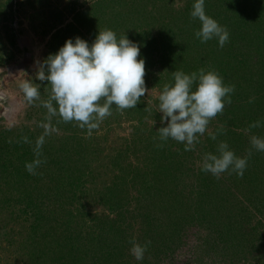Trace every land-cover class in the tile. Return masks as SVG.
Here are the masks:
<instances>
[{
	"label": "trees",
	"instance_id": "trees-1",
	"mask_svg": "<svg viewBox=\"0 0 264 264\" xmlns=\"http://www.w3.org/2000/svg\"><path fill=\"white\" fill-rule=\"evenodd\" d=\"M43 1L45 0H38V3L40 4L37 5L35 4L36 0H0V23L4 24L5 36L9 40V42L6 43L17 48L20 52L25 50V48H19L18 46V30L14 29L8 22V20H14L12 17H9L10 15L13 16L15 12L13 7L14 2L18 5L19 10L27 4L32 3V7L35 6V10L31 13L33 17H39L40 19L39 14L47 16L43 25L44 34L50 33V38L47 42V48L49 49L48 52H51L50 54L56 53L59 50L58 47L63 46L65 41L69 38L75 39L79 36L91 44L99 30H113L118 38L126 35L131 41L139 45L140 56L138 59H144L145 72H147L148 66L151 70L156 68L159 69L161 68V65L163 66L167 62L174 65V71L182 70L185 73H192L194 71L198 72L200 69H205L206 71L215 70L220 77H222L225 85L234 86L235 90L230 94L231 101H235L242 95L248 96L247 93H245L246 90L248 94L252 93V98L246 103L233 104V106L230 105L225 108V113L223 111L225 115L226 113L232 114L231 119L227 122V125L232 126V128L216 125L214 132L212 133H217L218 130L221 131L217 134L216 140H212L209 135L207 136L205 140L207 144L206 146H203L204 150L216 154L217 145L220 143L222 137H224L223 141H226L227 144L232 143L231 141L235 138L234 135L239 134L236 130L238 127L237 125L239 124L238 122H241L243 119L237 116L238 113L240 116L244 115L245 118L248 116L250 117H248L247 121H242L246 125L248 124V127L250 124L260 121L263 126L264 134V116L262 120L261 118L259 120L254 119L256 112H258L260 116L262 111L264 113V24L261 27L263 30L260 29L257 31L255 29L257 26L252 25L251 28V26L245 21V17L240 19L239 17L236 18L238 21L237 24L235 22L232 23L230 21L231 15H229L231 13L225 12L221 7L218 8V6L214 9L215 4L212 0H205L204 6L206 14L214 18L222 27L227 29L229 33L228 41L223 47H220L216 39L201 43V41L195 37L194 33L200 29L201 25L198 19H193L190 16L194 0H184L186 2V7L184 8L185 10L183 13L185 20L183 19L184 21L182 23L184 24L181 23L178 30L172 23H169L163 26L159 25L158 30L156 28V30H152V35L150 32H147L146 28L141 27V29L138 26L140 24L135 23L133 25L131 19L128 20V17L118 9H114L112 14L108 15V11L106 10L107 7L104 6L105 2L101 0L95 2L92 8L95 10L97 6V10L99 8L102 10L104 9L103 17L106 24L104 23V25L100 27L99 23H101L103 19L101 15L97 17L93 15V13H89L88 9H86L74 14L77 22L83 21V23H80L81 26L84 25L82 30L77 29L70 23L65 24L64 22L67 20L65 15L67 14L62 11L58 12V10L51 11V9H49V3H44ZM178 1L180 3L182 0H175V2ZM217 1H222L226 11H228L231 10L230 5L237 7L238 5L248 3L252 6L259 0ZM4 6L6 8H3ZM137 11L140 12L139 10ZM68 12L69 14L72 13L69 9ZM49 13L51 17H49ZM181 13L182 12L180 11L178 14ZM235 15L237 17V14ZM92 17L96 19L95 22L97 23V26L93 25V27L91 26L90 28L89 26L91 24L87 21L92 20ZM177 21H181V18L178 16L173 20V23H177ZM150 23H152V21L150 22L147 20L146 24L148 25ZM63 24L65 25L63 26ZM132 25L139 30H132ZM250 29L254 30L248 32L247 30ZM257 29H259V26ZM5 48L6 50L2 51L4 59L0 62V67L9 64L15 57V55H13L14 51L9 50L7 47ZM158 49L163 50L162 57L160 56V51H158ZM47 57H45V59ZM160 71L161 70L154 72V74L156 73L157 75V79H161L162 74L158 73ZM172 73L173 72L168 73V76L170 77L168 84L173 83ZM35 85L40 89V100L35 101L34 104H32V116L33 114L34 116H39L41 114L40 119L46 121L47 110L41 106V101H46L49 98L51 86L47 85V81L42 82L39 80L35 82ZM142 100L143 99H140L136 108L125 109V112H123L125 116L121 114L118 118L133 117L138 118L140 123H144L145 118L151 112L152 108H148ZM100 103L102 105L103 100H101ZM61 123L62 120L59 116L52 118L50 127L55 130L46 137L45 143L42 146L40 159L43 163L36 169V174L34 175L29 174L25 167L21 170H16V173L18 174L17 182H19V178L20 181H22L23 179H21V177L23 178L28 174L30 178L27 181L21 182V185L13 187L14 189H8L10 193L9 197L11 198L6 200L2 207V210H4L2 213L6 212L8 218H16V209H19L21 213L30 212L37 215L39 213L41 214V210H43L44 207L41 205L42 203L38 201V196L34 197V194L40 193L42 196L43 188L47 190L49 188V197L51 198L49 199V205L56 206V209H49V214L58 210L57 215L60 221L58 222V225L52 224L54 218L49 217V224H45L46 239L44 240L42 238L41 246L43 249H40V256H48L45 261L43 260L44 264H93L95 258L92 256H102L103 259L100 264H106L107 262L112 261L113 258L115 259L116 257L118 258L123 255V253H121L123 243L121 242L122 239L120 237L123 236L122 232H124L125 227H122L123 221L116 222V219L112 218L111 215L112 213H116L119 215L117 220H120L121 218L124 220L123 217H126L125 215L129 211H132L131 201L128 200V198L122 197L123 194L127 193V189L123 186V181L139 183L142 186V189L149 192L150 196H152L150 204L154 207L161 206L163 208L166 206V202L170 203L165 208L167 214L158 219L163 222L166 216H171V219L167 218L166 223L172 226L170 236L172 240L164 246V251L159 249L160 251H158V254L159 252L165 253L177 248L178 245L181 244L183 237L181 231L183 227L192 223H196V225H209L208 227L211 232L222 237H225L223 233L227 234V232L232 233L235 231L239 233L240 230L237 228L240 223V219H237L238 214H240L242 218L245 211L249 209L240 206L235 199L228 200L227 202L226 196L221 195L218 190L223 180L219 181L216 177H214L215 179H211L210 174L201 171L200 168H185L184 159H182L185 155L183 153L184 144L181 146H175L176 144H174V140L168 139L167 141H161L159 138L157 130L160 127L166 126V122L165 124H151L147 128V136L151 141L147 148L150 147L152 153L151 160H138L137 154L142 150V147H140L139 144L133 145L134 148L130 145L118 149H109V151H105L106 149L102 151L104 154H101L100 157L107 162L106 166L109 167L107 168L105 166L107 171L120 168L122 173L125 172L126 175L130 176V178H126V180L122 181V185L117 179L118 181L113 182L111 185L109 184L107 188L104 186V192L100 193L101 198L105 200L104 205L107 207L106 210L111 212L103 213L102 216L106 219H100L98 217L99 214L97 208L93 210L90 206H84V210H79L82 214H79L78 212L75 213L74 209H71L69 205H65V201L68 202L67 199L72 198V195L70 194L72 192H75L74 194L78 199L76 194L78 193L80 196L84 190L86 191V189H88L87 186H90L89 184L94 181L93 179L95 177H97L95 176L97 169L94 165L88 162L87 155L89 151L86 150V147L84 148L80 146L76 141L68 142L66 147L64 146V141L61 139L62 137H65V135L63 130H61L63 129ZM117 126L120 125L117 123ZM33 127L35 130V126ZM24 128L26 131L28 130V132H31L32 135H35V137L36 135H39L40 132H44V129L40 127L35 131L30 129L32 126H30V128ZM117 129L118 128L116 127L115 130ZM222 133L227 136L222 135ZM261 134L262 133H259V136H261ZM11 140L16 142L14 139ZM145 140H147V137ZM153 141H155L157 145ZM17 144L19 145V143ZM20 146L24 147L23 145ZM30 147L34 146L31 144ZM67 151H69V154L65 155ZM130 151L135 153L134 159H137L139 162L136 160H134L136 162L129 160L128 153ZM166 152H169V155H167ZM74 154H76V156ZM29 155L30 158L28 162H31L36 158L33 150L29 152ZM164 156H169V159ZM257 156H260V154ZM79 160H81V163ZM256 160L258 165L252 167L248 166L250 170L246 167L248 172L246 171L243 179L241 178L242 180H240V182H242L241 185L244 186L246 190L249 188L248 194L250 193V187L253 184L256 185V189H259L261 183H264V180H262L264 175V158L260 156L257 157ZM258 161H260V163ZM141 162L144 163L140 164ZM101 164L103 165L104 163ZM19 173L20 175L22 174V176H20ZM101 175L102 174L99 176L101 177ZM114 176L116 177V175ZM238 177L240 179V176ZM187 179H189L192 187L195 182H198L197 180L200 181L198 185H196V188H198L195 195L191 196L195 199L194 204L192 205L190 201L186 203L189 204V206L185 205L182 198L179 196V193L175 192V185L178 186L182 180ZM96 181L99 182V178ZM47 183H49V187ZM225 183L226 184L225 186H222V189H226L227 187L229 195L238 198V195L235 194L236 188L233 186L235 183L230 181L229 183ZM27 184H29L28 187ZM212 184L216 187L212 188ZM83 186L84 188H82ZM238 191H240L239 195L241 192L242 194H245L242 189H239ZM224 193L226 194V192ZM11 199L15 201V203H13L16 206L14 207L15 210H13ZM238 209L239 211H237ZM36 210L39 211L36 213ZM161 210L163 211V209ZM258 211L263 213L264 208ZM153 212L156 214V209H153ZM94 213H97V216ZM85 215L89 216V219L86 218L87 216ZM9 221L11 220L7 219L6 222ZM234 224H237V226L234 227ZM157 225H161V223L159 222ZM33 232L34 229L32 233ZM170 238L168 239L170 240ZM159 239L157 238V240ZM27 241V246L29 245V247L27 248L25 243L20 244L21 247H23L20 249V252L24 251V254H28L31 256V259H33V253L34 250H36L35 247L37 248L39 239L31 235L28 237ZM217 241L215 239L213 240L212 248L208 246L210 240L207 238L200 241L201 244L196 247L197 251H202L200 260L205 262L213 256L219 255L221 249L219 250L220 247L216 248L219 245ZM153 242L157 244L155 241ZM155 246L158 247V245ZM103 260H105V263ZM30 264H34L33 261Z\"/></svg>",
	"mask_w": 264,
	"mask_h": 264
},
{
	"label": "rangeland",
	"instance_id": "rangeland-1",
	"mask_svg": "<svg viewBox=\"0 0 264 264\" xmlns=\"http://www.w3.org/2000/svg\"><path fill=\"white\" fill-rule=\"evenodd\" d=\"M98 1L100 0H45L43 2L49 3V9H51V11L58 10V12H65L67 14L65 15L67 17V20L64 22L65 24L70 23L77 29L82 30L84 25L81 26L80 23H83V21L77 22L74 14L86 9H88L89 13H93V15L97 17L101 15L103 19L101 23H99L100 27H102L104 23L106 24V21L103 17L104 9L102 10L99 8L97 10V6L95 10L92 8L95 2ZM101 1L105 2L104 6L107 7L106 10L108 11V15L112 14L114 9H118L128 17V20L131 19L133 25L135 23L140 24L138 26L140 28H146L147 32H150L151 35L153 34L152 30L155 28L157 30L159 29V25L163 26L169 23H172L178 30L181 26V23L185 20L183 13L185 10L184 8L186 7V2L184 0L180 1V3L179 1L175 2V0ZM16 2H14L13 6L15 9L13 16H9L14 20H8V22L14 29L18 30V46L19 48H25L24 51L20 52L17 48L6 43L9 42V40L5 36L3 27L4 24L0 23V62L4 59L2 51L6 50L5 47L11 51H14L15 53H13L15 57L9 64L0 67V264H30L32 261L34 264H44L43 260L45 261L48 256H40V249H43L41 246L42 238L44 240L46 239L45 224H49V217L54 218L52 224L58 225V222L60 221L57 215L58 210L49 214L50 208L56 209L55 205H49V199H51L49 197V188L48 190L43 188L42 196L40 193L34 194V197L38 196V201L41 202V205L44 207V209L41 210V214L39 213L37 215L30 212L21 213L19 209L15 210L14 207L16 206L13 204L15 203L13 199H11V202L13 204V210H15L16 218H8L6 212L2 213V211H4L2 210L4 205L3 203L11 198L9 197V190L14 189L13 187L21 185V182L29 180L30 177L28 174L23 178L21 177V179H23L22 181H20L19 178V182H17L18 174L16 173V170H21L25 163L28 162L30 158L29 152L33 150V147H30V145L32 144L34 146L36 139L42 134V132H40V134L36 135L35 137V135H32L31 132H28V130L26 131L24 127L30 128V126H32L30 129L35 131L36 129L38 130V127H40L42 123L46 122L40 119L41 114L39 116H34L33 114L34 117L32 116V104H34L35 101L32 104H29L26 101L19 85L24 81H31L33 84H35V82H37L35 77L39 65L45 60V57L49 56L51 53L48 52L49 49L47 48V42L50 38V33L44 34L43 25L47 16L39 14L40 19L39 17H33L31 13L35 10V6L32 7V3L27 4L21 8V10H19ZM212 2L215 4L214 9H216V6H218V8L221 7L225 12L231 13L229 15H231L230 21L232 23L235 22L237 24L238 21L236 18L239 17L240 19L245 17V21L251 26V28L252 25H256L257 27L259 26V29H257V27L255 28L257 31L262 29L261 27L264 24V0H259L252 6H250L248 3L238 5L237 7L230 5L231 10L228 11H226L222 1L212 0ZM35 4L38 5L40 3H38V0H36ZM3 8L6 7L4 6ZM68 9L71 10V14H69ZM180 11L182 13L178 14ZM235 14H237V17ZM177 16L181 18V21L173 23V20ZM49 17H51L50 13ZM147 20L150 22L152 21V23L147 25ZM95 21L96 19H94V17H92V20L87 21L91 24L89 26L90 28L91 26L93 27V25L97 26ZM131 22L129 21L130 24ZM65 24H63V26ZM131 29L139 30L134 26L131 27ZM252 30L254 29L247 31L251 32ZM158 51H160L159 54L162 57L163 50L158 49ZM173 67L174 65L169 64V62L165 63L163 66L161 65V68L159 69L156 68L151 70V68L148 66L147 72L144 74V86L146 92L144 96L141 97V99H143L142 102L144 101L148 108H152L151 112L145 118V124L140 123L138 118H118L121 114L124 115L123 112L125 111L117 109L115 105H112L111 107V115L105 117L104 120L99 123L98 128L92 130L91 135H88L86 128L81 129L78 127L77 122L75 121L67 123L62 121L61 125H63V129L61 130H63L65 137H62L61 140L64 141V146L66 147L68 142L76 141L77 144H80V146L84 148L86 147V150L89 151L87 160L97 169L95 176L99 178V182H97L96 180L98 178L95 177L93 179L94 181L89 184L90 186H87L88 189H86V191L84 190L80 196L78 193L76 194L79 200L76 198L74 194L75 192L70 193L72 198L67 199L68 202L65 201V205H69L71 209H74L75 213L78 212L79 214H82L80 211L84 210V206H90L93 208V210L97 208L99 214L98 217L105 220L106 218L102 216L103 213L111 212L106 210L107 207L104 205L105 200L100 196V193L104 192V186L107 188L109 184L111 185L113 182L118 180L122 185L123 180L130 178V176L126 175L125 172L122 173L120 168L107 171V168H109L106 166L107 162L100 157L101 154H104L102 151L105 149V151H109V149H118L130 145L133 147V145L139 144V146L142 147V150L137 154L138 160H151L152 153L150 151V147L147 148L148 144L151 142L147 136V128L151 124L161 123L160 117L162 113L157 112L158 96L162 91L163 86L168 84V80L170 78L168 73L174 71ZM159 70L161 71L158 73L162 74L161 79H157L156 73L154 74L155 71ZM245 93H247L248 96L242 95L235 101L232 100V103L226 105L225 108L229 107L230 105L233 106V104L246 103L249 101L252 98V93L248 94L247 90ZM224 113L222 112L217 114L210 121L205 134L199 137V143L195 145L194 150L183 152L185 155L182 154L184 155L182 159H184L185 168L201 169L202 156L205 153H209L207 150L203 149V146H206L207 144L205 140L209 132H214L216 125L232 128V126L227 125V122H229L231 119L232 114L226 113L225 115ZM237 116L243 118L242 121L244 122L247 121L249 117L248 116L245 118L244 115L240 116L239 113ZM263 116V111L261 116L258 112H256L254 119L259 120L261 118L262 120ZM116 119H119L120 121ZM242 121L238 122L239 124L236 128L239 134L234 135L235 138H233V141H231L232 143H229L228 145L238 157H247V168L249 169V167L258 165L256 163L257 157L262 156L264 158V152L256 151L250 144L251 136H259V133H262L259 137H263V126L251 129L247 126L248 124L246 125ZM117 123L120 126H117ZM33 126H35V130ZM116 127L118 128L117 130H115ZM222 135H224V133H222ZM23 137H27L30 143H24ZM146 137L147 140H145ZM11 139H14L17 143H19V145ZM223 139L224 137H222L221 141H223ZM174 144H176L175 146L183 145V143L176 141ZM20 145H23L24 147H21ZM69 151H67L65 155H68ZM249 152L251 155H249ZM166 154L169 155V152H166ZM258 154H260V156H257ZM74 155L76 156V154ZM134 156L135 153H133V151L128 153V158L130 161L136 160L139 162L137 159H134ZM164 157L169 159V156ZM79 162L81 163V160H79ZM258 162L260 163V161ZM101 163L104 164L102 165ZM143 163L144 162H141L140 164ZM247 168L245 169L244 173H246L248 170ZM100 174H102L101 177L99 176ZM114 175H116V177ZM249 175L251 176L250 173ZM20 176H22V174ZM210 176L211 179L214 178L213 175L210 174ZM243 177L244 174L242 177L240 176L239 179L235 172L228 171L222 173L220 178L217 179L219 181L223 180L221 186L217 188L221 195L226 196L227 202L228 200L235 199V201L238 202L240 206L247 207L249 209L245 211V214L242 215V218L241 215L238 214L237 219H240V223L238 224L239 226H237V224L233 225L234 227L237 226V228L240 230L239 233L235 231L232 233L227 232V234L223 233L225 237H222L211 232L208 227L209 225H196V223H192L183 227L181 231L183 237L181 244L178 243L179 245L177 248L165 253L159 252V254L158 251L161 249L164 251V246H166L172 240L170 238L172 226L166 223L167 218L171 219V216H166L163 222L159 221L158 219L167 214L165 212V208L170 203L166 202V206L163 208L161 206L154 207L150 204L152 196H150L149 192L144 191L139 183L123 181V186L127 189V193L123 194L122 197L128 198V200L131 201L132 211H129L125 215L126 217H123L124 220H122V218L117 220L119 215L116 213L111 214L112 218L116 219V222L123 221L122 227H125L124 232H122L123 236L120 237L122 239L121 242L123 243L121 252L123 255L118 258L116 257L115 259L113 258L112 261L107 262L106 264H264V212L261 213V211H258L264 208V183H261L259 189H256V185L253 184L250 187V193L248 194L249 188L246 190L244 186L241 185L242 182H240ZM262 180H264V175ZM197 181L198 182H195L193 187L191 186L192 184L190 183L189 179L182 180L178 186L175 185V192L179 193V196L182 198L185 205L189 206V204H186L189 201L192 203V205L194 204L195 199H193L191 196L195 195V192L198 188H196V185H198L200 181ZM229 181L236 184H233L236 190L242 189L244 190L245 194H242L241 192L239 195L240 191L237 190V192L235 190V194L238 195V198L233 195H229L227 187L226 189H222V186H225L226 184L225 182L229 183ZM47 184L49 187V183ZM28 186L29 184H27V187ZM215 187L216 186L212 184V188ZM82 188H84V186ZM224 192H226V194ZM153 209H156V214H154ZM161 209H163V211ZM38 211L39 210H36V213ZM237 211H239V209ZM86 218L89 219V216ZM7 219H10L11 221L6 222ZM159 222L161 225H157ZM33 229L34 232L32 233ZM30 233H32V236H35L39 239L37 248L35 247L36 250H34L33 253V259H31V256L28 254H24V251L20 252V249L23 248L20 244L25 243V246L27 248L29 247V245L27 246V240L28 237L31 236L29 235ZM157 238H160V241L157 240ZM168 238H170V240ZM204 238L210 240L208 246L211 248L213 240H218L217 242L219 245L216 248L220 247L219 250L221 249L219 255L213 256L212 258L208 259V261L204 260L205 262L200 260L202 251H197L196 249V247L201 244L200 241H202ZM133 239L139 244H145L146 242L150 241L142 261H137L130 252L132 247L131 241ZM153 241H155L157 244H155ZM155 245H158V247ZM92 257L95 258L93 264H100L101 260L103 259L102 256ZM104 261L105 260H103V262Z\"/></svg>",
	"mask_w": 264,
	"mask_h": 264
},
{
	"label": "clouds",
	"instance_id": "clouds-1",
	"mask_svg": "<svg viewBox=\"0 0 264 264\" xmlns=\"http://www.w3.org/2000/svg\"><path fill=\"white\" fill-rule=\"evenodd\" d=\"M204 5L205 0H194L190 16L198 19L201 25L194 35L201 43L216 39L223 47L229 33L206 14ZM139 56V45L126 35L118 38L113 30L104 29L99 30L91 44L79 36L67 39L56 53L50 54L39 65L35 78L47 81L51 89L49 98L41 101L47 116L46 122L40 125L44 132L33 147L36 158L24 165L29 174H36V169L43 163L41 149L45 138L55 130L50 127L53 117L59 116L66 123L75 121L91 135L92 130L111 115L112 105L119 110L136 108L146 92L145 61L138 59ZM172 75L173 83L165 84L158 96L157 112L162 113L161 124L166 122V126L157 131L161 141L172 139L183 143L184 151H192L210 121L231 104L230 94L235 89L225 85L215 70L200 69L192 73L175 70ZM19 87L29 104L40 100V89L31 81H24ZM261 126V122L256 121L249 127ZM220 131L208 135L216 140ZM23 142L30 143L27 137H23ZM250 144L256 151L264 152V137L253 135ZM246 167L247 157H238L225 141L217 145L216 154L209 152L202 156L201 171L216 178L228 171L242 177ZM131 244V254L137 261H142L150 241L139 244L133 239Z\"/></svg>",
	"mask_w": 264,
	"mask_h": 264
}]
</instances>
